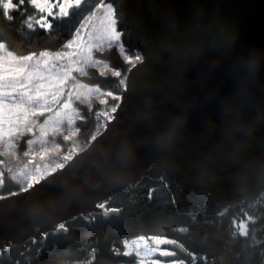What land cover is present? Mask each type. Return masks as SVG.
<instances>
[{"label": "water", "instance_id": "1", "mask_svg": "<svg viewBox=\"0 0 264 264\" xmlns=\"http://www.w3.org/2000/svg\"><path fill=\"white\" fill-rule=\"evenodd\" d=\"M120 2L144 59L104 132L41 182L0 197L2 248L151 165L215 201L264 187V0Z\"/></svg>", "mask_w": 264, "mask_h": 264}, {"label": "trees", "instance_id": "2", "mask_svg": "<svg viewBox=\"0 0 264 264\" xmlns=\"http://www.w3.org/2000/svg\"><path fill=\"white\" fill-rule=\"evenodd\" d=\"M108 1L126 53L142 52L132 37L124 6L120 0ZM11 2L12 8L0 3V40L18 53L41 47L55 49L85 8L81 4L70 9L67 17L49 18L52 27L44 30L36 24L39 14L30 0ZM101 57L111 70L123 74L128 69L129 63L114 45L104 49ZM88 73L89 80L103 86L118 79L94 67ZM118 86L115 83L116 90ZM107 103L111 107L115 100L108 98ZM101 109L99 103L92 109L80 106L78 139H91L99 121L95 116ZM48 155L57 153L50 151ZM16 157L22 159L21 155ZM10 161L15 159L4 163ZM16 192H20L19 186L4 171L0 196ZM103 201L111 213L77 215L65 220L62 230L6 246L0 250V264H132V257L123 252V241L140 236L176 241L187 253L180 256L184 264H264V187L231 200L215 201L185 192L162 167L151 165Z\"/></svg>", "mask_w": 264, "mask_h": 264}, {"label": "rangeland", "instance_id": "3", "mask_svg": "<svg viewBox=\"0 0 264 264\" xmlns=\"http://www.w3.org/2000/svg\"><path fill=\"white\" fill-rule=\"evenodd\" d=\"M81 4H84L85 8L74 20L68 34L55 49L41 47L25 53H18L0 40V57L19 58V62L23 63L24 57H38L41 52L75 51V49L66 47L67 41L75 35L81 23L85 21L86 17L91 16L93 11L98 16L108 13L106 23L112 34L110 39L97 47H92L78 61V66L74 71H71L63 85L64 91L59 100L55 104L48 105L49 110L31 115L27 123L19 126V131L10 135H0V186L4 171H8V176L19 186L20 191L29 189L53 172L63 168L77 154L87 148L93 139L104 132L113 122L116 112L122 104V98L127 88L128 74L144 59L142 52H136L134 55L126 53L115 25L114 9L110 1L81 0ZM100 26L99 19L88 22L85 28L81 29L85 41L93 34L94 29ZM112 45L118 48L126 62L129 63L127 71L123 74L118 70H111L101 57L102 51ZM58 64L66 66L64 62H58ZM91 67L97 69L101 74L110 73L118 79L107 86L94 83L88 79V70ZM115 83L119 85L118 90L115 89ZM134 90L131 86V93ZM108 98L115 100V104L111 107L107 105ZM95 103L101 104L102 109L95 116L99 121H97L91 139L86 142L76 137L77 120L81 118L80 106L85 104L89 109H92ZM63 141L66 143L65 148H63ZM50 151L56 152L57 155L53 157L48 155ZM18 155L22 156L21 160H16ZM7 159H15V162L10 161L5 164ZM92 212H101L107 215L112 210L107 209L105 202L100 200L85 208L81 215ZM63 227V222L42 226L37 229L32 238H42L46 232L62 230ZM1 248L2 246H0V250ZM123 252L132 257V264H184L180 256L182 253H186L176 241L157 236H140L125 240L123 241ZM191 258L193 259L195 256L191 255Z\"/></svg>", "mask_w": 264, "mask_h": 264}, {"label": "snow or ice", "instance_id": "4", "mask_svg": "<svg viewBox=\"0 0 264 264\" xmlns=\"http://www.w3.org/2000/svg\"><path fill=\"white\" fill-rule=\"evenodd\" d=\"M0 3L6 8L14 7L11 0H0ZM30 3L39 14L37 26L48 30L52 27L49 18L67 17L70 9L81 5V0H30ZM96 19L101 26L95 28L85 41L81 29ZM107 19L108 13L98 16L95 11L86 17L66 44L68 49L75 51L41 52L38 57H24L23 63L19 58L0 57V135L19 131V126L27 123L31 115L49 110L48 105L59 100L63 85L78 66V61L92 47L111 38ZM58 62H64L66 66Z\"/></svg>", "mask_w": 264, "mask_h": 264}]
</instances>
